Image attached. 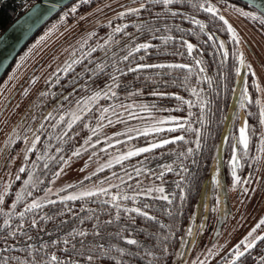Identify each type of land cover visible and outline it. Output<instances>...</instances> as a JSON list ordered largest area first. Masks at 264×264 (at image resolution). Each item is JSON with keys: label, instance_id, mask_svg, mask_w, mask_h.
I'll use <instances>...</instances> for the list:
<instances>
[{"label": "trees", "instance_id": "trees-1", "mask_svg": "<svg viewBox=\"0 0 264 264\" xmlns=\"http://www.w3.org/2000/svg\"><path fill=\"white\" fill-rule=\"evenodd\" d=\"M104 1L108 0H73L37 33L53 21H64L69 30L62 43H72L76 35L85 38L74 46L67 66L40 90L28 111L14 123V128L26 127L7 147V159L16 157L26 141L31 145L18 159V174L0 201V260L8 257L9 264H42L41 258L48 260L52 255L66 264H174L181 254L179 261L184 264V246L196 231L201 187L219 171L220 134L240 78L222 147L228 154L236 133V128L231 129L234 122L236 126L250 123L253 132L258 131L261 116L253 77L238 40L233 39V35L239 37L238 31L223 9L241 6L254 12L253 22L243 18L248 25L252 22L259 36H264L263 15L237 0H178L168 7L156 0H125L101 11ZM201 4L211 5L217 15L206 12ZM28 6L27 0H0V32ZM142 44L150 47L134 51ZM187 44L193 46L191 54ZM129 52L132 55L125 60ZM159 64L186 67H140ZM130 68L136 70L129 71ZM109 85L115 96L108 90ZM96 92L101 96L89 99ZM104 92H108L107 97ZM243 109L239 119L237 110ZM73 113L80 119L69 128ZM130 124L148 128L130 139L97 148L89 158L98 162L110 150L119 152L129 144L135 150L151 148L152 144L162 146L106 165L102 171L99 168L87 181L121 178V183L104 188L106 194L98 190L95 196L77 200L64 199L68 196L62 193L50 197L51 180L74 158L73 152L87 150L93 138L99 137L97 133L107 127L117 125L113 133L122 134ZM89 137L91 140L85 144ZM255 139L254 134L251 147ZM164 140L174 142L163 144ZM166 165H171V171ZM157 187L164 188V193L149 195V188ZM161 195L168 199H159ZM33 201L41 207L25 212ZM33 220L37 221L36 228L31 227ZM81 231L87 235L79 236ZM259 237H264V232ZM128 239L136 244H127ZM41 244L47 247L41 248ZM224 251L211 250L206 255L210 258L199 263L196 259L193 264H227L235 251ZM242 252L236 264H264V240L256 239L251 248ZM88 256L93 257L91 262Z\"/></svg>", "mask_w": 264, "mask_h": 264}, {"label": "rangeland", "instance_id": "rangeland-1", "mask_svg": "<svg viewBox=\"0 0 264 264\" xmlns=\"http://www.w3.org/2000/svg\"><path fill=\"white\" fill-rule=\"evenodd\" d=\"M124 1H104L99 10H108L112 6L121 5ZM225 9H223L224 15L238 31L239 37L236 39L240 50H243L241 53L253 77L255 102L260 113L261 110H264V36H259L251 24L256 18L254 12L241 6L226 9V11ZM223 11L221 12L223 13ZM244 16L252 20L249 25L244 20ZM68 30L64 21H53L51 25L44 28L28 42L0 80V201L18 174V159L21 160L31 145L26 141L16 157L7 159L9 157L7 147L11 146L12 139L26 127V125H18L14 128L15 121L28 111L31 102L38 97L40 90L42 88L44 90L49 82L67 66L68 57L74 46L80 43L81 38H85V36L78 37L76 35L73 37L72 43H69V40L62 43V37ZM243 42L245 43L243 44ZM151 119L150 117L149 121ZM112 126L105 128L103 132L99 131L97 133L99 137L93 138L87 150L80 152L79 156H74L63 165L59 175H55L50 182L48 187L50 197L58 193L65 196H78L88 190L95 192L121 183L119 176L117 179L106 181H101V179L87 181V179L89 180L96 174L99 168L103 169L104 166L117 162L119 157L127 156L129 152H135V149H130V144L123 150L119 148V152L110 150L105 153V158L98 162L92 161L89 157L98 151L97 148L104 149L124 139H130L147 130L148 127L130 124L129 130L121 134V132L113 133L118 129L115 128L117 125ZM246 134H248L250 143L253 141L254 134L256 135L253 154L239 152L240 164L242 165L243 160H246V171L244 170L243 174L239 173L237 179L232 174L226 175L227 193L226 201H224L226 207L221 210V213V200L216 198V207L212 200L213 203H211V210H209L206 222L201 219L203 218L201 216L196 218L194 222L196 231L187 238L189 240L183 249L186 250L183 255L186 261L184 264H193L196 259V263L204 262L210 258L206 255H210L211 250L218 251L222 248L225 251L234 250L235 256L237 246L240 251L245 249L244 245L240 243L242 240L245 243H252L264 232L263 225L256 228L260 220L264 219V143H262L264 141V124L258 122V131L254 133L249 123ZM19 156L20 158H18ZM157 193L155 189L149 191V195H156V197L159 196ZM254 228L256 231L252 232ZM250 232H252L251 236L248 235ZM246 237L247 240H245ZM181 255L176 257L174 264H180Z\"/></svg>", "mask_w": 264, "mask_h": 264}, {"label": "water", "instance_id": "water-1", "mask_svg": "<svg viewBox=\"0 0 264 264\" xmlns=\"http://www.w3.org/2000/svg\"><path fill=\"white\" fill-rule=\"evenodd\" d=\"M73 0H36L16 19L0 32V80L11 66L18 54L35 37L43 26ZM242 2L264 16V0H237ZM241 78L236 86L226 119L220 134L217 155L220 157L224 136L229 124L232 110L234 108ZM207 182H204L198 200V212L203 204Z\"/></svg>", "mask_w": 264, "mask_h": 264}, {"label": "snow or ice", "instance_id": "snow-or-ice-1", "mask_svg": "<svg viewBox=\"0 0 264 264\" xmlns=\"http://www.w3.org/2000/svg\"><path fill=\"white\" fill-rule=\"evenodd\" d=\"M85 2H87V0H85ZM156 2L157 3H162L165 7H168V5L173 4L174 2H178V0H156ZM141 7H143V5H141ZM200 7L203 8L206 12L211 13L213 16H216L217 15L216 10L211 5H208L207 7H205L204 4H201ZM73 11H75V9H73ZM130 11H134L135 12V11H139V9H131ZM121 15H124V14L121 13ZM172 15H176V13H172ZM220 19L223 20V17H220ZM193 23H199V21H193ZM225 23H227V22L225 21ZM261 23H264V20H262ZM200 28H201V30H203L204 25L201 24L200 25ZM116 31L119 32L120 29L117 28ZM228 31L230 33L232 32L231 27L228 28ZM209 39H211V37H209ZM233 39L234 40L236 39L235 35H233ZM185 43H187V42H185ZM149 47H150V45H148V44H142V45H139L136 49H134V51H139L141 48L148 49ZM187 48H188L189 54H191L192 53L193 46L191 44H187ZM131 55H132V52H129L128 55L124 57V59L127 60L128 57L131 56ZM140 67H158V68L176 67V68H184L186 66L185 65H164V64H159V65H141ZM135 70L136 69H132V68L129 69V71H135ZM201 70L203 71V69H201ZM112 79L115 80L116 77H112ZM108 90L111 91V86L110 85L108 86ZM111 94H112V96H115L116 95V93L114 91H111ZM107 95H108V92H104V96L107 97ZM100 96H101V92H96L94 94V96L93 97H90L89 99L94 100L96 98H99ZM65 99H67V97ZM177 99H179V97H177ZM121 107H125V106L124 105H121ZM131 107H132L131 105H128L127 106V108H131ZM108 110H109L108 108H104L103 109V111L105 113L108 112ZM260 116H261V121L260 122H261V124H264V110H261ZM60 119L63 120L64 117L61 116ZM78 119H80V117L78 115H76L75 113H73V118H72V120H70L68 122V127L71 128L72 127V124L75 123V121L78 120ZM111 122L112 121L109 120V123H111ZM95 131L96 130L93 129V133H95ZM65 135H67V133H65ZM176 139L182 140L183 137H176ZM90 140H91V137H89L88 140H85L84 143L87 144ZM171 142H174V141L164 140L163 141V144H168V143H171ZM240 142L242 144H244L245 147H247V136L245 134V128H243V127L240 129ZM262 143H264V141H262ZM161 146H162L161 144H152L151 145V148H158V147H161ZM151 148H147V147H145V148H139L135 152H129L127 156L119 157L118 160H117V162H119L120 160H123V159H127L129 156L139 155L141 153H147V152L151 151ZM188 151L191 152L192 150L189 149ZM72 155L73 156H79L80 155V151L77 150V151L73 152ZM233 159L235 160V156L233 157ZM165 167H167L168 170L171 171V165H166ZM100 170L102 171L103 169H100ZM21 171H23V169H21ZM139 171L140 170L137 169V172L138 173H139ZM56 175L58 176L59 173H57ZM162 175H163V172L160 173V176H162ZM100 191L102 193H105V194L107 193V190L106 189H101ZM148 191H152V189H149ZM155 191L158 192V193L163 194L164 193V188L157 187V188H155ZM95 195H97L96 192H93L91 190H88V191H85V192L80 193L78 196H75V195L74 196H68V197H65L64 199H67V200H77V199H80L82 197H86V196L87 197H91V196H95ZM115 199L116 198L113 197V200H115ZM159 199L167 200L168 197L167 196H164V195H161L159 197ZM49 203L54 204L55 201H49ZM40 207H41V204L40 203H38L36 201H33V203L30 204L25 209V212H31L33 209L40 208ZM145 207H147V205ZM132 211L138 212L140 215L146 216V218L149 219V220L153 219V217L148 216L147 213L139 212V209H132ZM20 216L23 217L24 216V213L23 212L20 213ZM41 219L42 220H45V219H49V218L48 217H41ZM7 223L8 222L6 220L5 221V224L7 225ZM107 223H111V221H107ZM261 225H264V219H261L260 220L259 224L256 225V228H260ZM21 227H23V225H21ZM31 227H33V228H36L37 227V221L36 220H33L31 222ZM256 228H254L252 230V232H255L256 231ZM252 232H250L248 235L251 236L252 235ZM95 234L96 235H99L100 233L97 232ZM70 235H71V233H70ZM78 235L81 236V237H84V236L87 235V233L81 231V232L78 233ZM29 239H31V237H29ZM256 239L264 240V237H257ZM245 240H247V237L245 238ZM254 242L255 241H253L252 243H245V241L242 240L240 243L244 245L245 251H247L249 248H251L253 246ZM55 243L56 242L53 241V244H55ZM64 243L66 244V243H68V241L65 240ZM126 243L129 244V245H134V244H136V241L133 240V239H128L126 241ZM40 247L41 248H46L47 245L41 244ZM120 251H121V254H123L122 250H120ZM29 255H31V253H29ZM243 255H244V252L240 251L239 250V246H237L235 258L232 260L231 264H236V260H238ZM87 259H88L89 262H91L92 259H93V257L92 256H88ZM41 261H42V264H53V262H55V264H66V262L64 260H58V258H57L56 255H52L50 257V259H48V260H43V258H41ZM0 264H9V258L8 257H4L2 260H0ZM17 264H24V262L23 261H18ZM67 264H72V262L71 261H68ZM117 264H120V262L117 261Z\"/></svg>", "mask_w": 264, "mask_h": 264}, {"label": "flooded vegetation", "instance_id": "flooded-vegetation-1", "mask_svg": "<svg viewBox=\"0 0 264 264\" xmlns=\"http://www.w3.org/2000/svg\"><path fill=\"white\" fill-rule=\"evenodd\" d=\"M244 96V95H243ZM243 110H237L238 115L237 117H239V119H242V112ZM241 114V115H240ZM237 122H234L231 125V129H235L236 128V133L235 136L232 138L233 142H231L230 145V151L226 152V148L222 147V151H221V155H220V159H219V171L217 169V171L215 172V174L208 179L207 181V188H206V192L204 194V198H203V204L202 207L200 208V211L197 213V218H199L200 216L203 217L201 219H203L204 222H206L208 215H209V210H211V206L213 203L212 200L214 201L213 205L216 207V198L221 200L220 201V213L221 210L223 208V205L226 206V204H224V201H226V175L227 174H232L236 179L239 176V173L243 174L244 170H245V159L242 162V165L240 164V156H239V152L242 151L243 153L248 152L249 154H253V151L255 149V147H251V143L248 144L247 142V147H242L240 149V146L243 145L240 142V129L243 128H247L246 123L243 122L242 124H239L236 126ZM253 146V145H252ZM235 156V160L233 159V157ZM214 193L216 194L214 196ZM214 196V198H213ZM235 258V256L233 255L232 257L227 258L228 262L227 264H231L232 260Z\"/></svg>", "mask_w": 264, "mask_h": 264}, {"label": "built area", "instance_id": "built-area-1", "mask_svg": "<svg viewBox=\"0 0 264 264\" xmlns=\"http://www.w3.org/2000/svg\"><path fill=\"white\" fill-rule=\"evenodd\" d=\"M30 1H33V0H30Z\"/></svg>", "mask_w": 264, "mask_h": 264}]
</instances>
